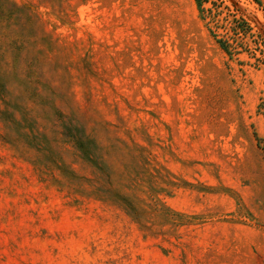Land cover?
I'll list each match as a JSON object with an SVG mask.
<instances>
[{
    "label": "rangeland",
    "instance_id": "374dc122",
    "mask_svg": "<svg viewBox=\"0 0 264 264\" xmlns=\"http://www.w3.org/2000/svg\"><path fill=\"white\" fill-rule=\"evenodd\" d=\"M0 264H264V0H0Z\"/></svg>",
    "mask_w": 264,
    "mask_h": 264
},
{
    "label": "trees",
    "instance_id": "16d2710c",
    "mask_svg": "<svg viewBox=\"0 0 264 264\" xmlns=\"http://www.w3.org/2000/svg\"><path fill=\"white\" fill-rule=\"evenodd\" d=\"M200 1V0H199ZM258 4H259V0H255ZM242 22L243 23H245V21H243L242 20ZM247 25H246V29H247ZM210 31V34L213 36V37H215V40H216V42L219 44V46L226 52V53H230L229 51H230V49H229V47H230V44H229V42L226 40V39H224L223 37H219L217 34H214L211 30H209Z\"/></svg>",
    "mask_w": 264,
    "mask_h": 264
}]
</instances>
